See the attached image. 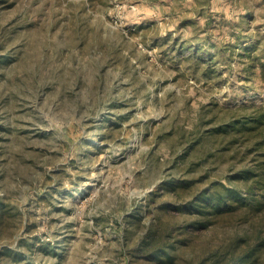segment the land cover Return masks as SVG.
I'll return each instance as SVG.
<instances>
[{
  "label": "rangeland",
  "instance_id": "rangeland-1",
  "mask_svg": "<svg viewBox=\"0 0 264 264\" xmlns=\"http://www.w3.org/2000/svg\"><path fill=\"white\" fill-rule=\"evenodd\" d=\"M249 104L264 0H0V264H226L264 236L256 137L216 129Z\"/></svg>",
  "mask_w": 264,
  "mask_h": 264
},
{
  "label": "trees",
  "instance_id": "trees-1",
  "mask_svg": "<svg viewBox=\"0 0 264 264\" xmlns=\"http://www.w3.org/2000/svg\"><path fill=\"white\" fill-rule=\"evenodd\" d=\"M241 113L231 112L224 123L217 125L218 132L225 133L232 129L236 136H255V148L258 156L255 164L242 169L240 176L250 183L248 190L252 202L257 209L264 210V106L260 104L244 105ZM238 193L230 186L214 182L211 187L199 191L197 197L191 202L190 209L198 210L206 215L209 212L222 213L233 209L239 202ZM211 207V208H209ZM4 203L0 201V214ZM264 248V236L249 244L243 251L234 252L226 264H253L258 258L259 250Z\"/></svg>",
  "mask_w": 264,
  "mask_h": 264
}]
</instances>
